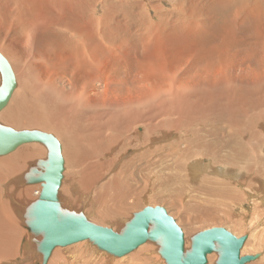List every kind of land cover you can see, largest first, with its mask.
I'll use <instances>...</instances> for the list:
<instances>
[{
  "label": "rangeland",
  "instance_id": "rangeland-1",
  "mask_svg": "<svg viewBox=\"0 0 264 264\" xmlns=\"http://www.w3.org/2000/svg\"><path fill=\"white\" fill-rule=\"evenodd\" d=\"M117 1L86 0L87 15L85 19H81L83 23L76 32L62 30L61 26L53 23L60 13L63 14L60 4L57 5L58 13L42 5L37 6L41 14L34 25L36 36L32 42H28L31 44L30 48H25V53L17 57L10 54L11 29L0 30V51L8 58L16 77L14 92L18 93L32 87L35 88L34 91L36 89L44 91L42 98L47 103L52 97L51 94L64 100L65 97L63 93L57 91L58 88L52 90L45 84L42 86V81L35 76L45 68V72L54 69L67 70L59 75L66 77L70 69L65 62L61 63L60 60L56 62L53 50L69 51L67 59L64 58L69 64L70 58L74 55L70 50H92L91 35L93 39L95 38L96 46L98 45L96 50L102 52L92 63L91 70L113 71L116 73L114 77L129 75L132 78L140 77L145 82H165L167 79H172L175 83H179L191 75L195 66L200 68L207 65L206 59L196 65L197 57L191 50H202V52L209 50V66H221V71H227L233 77L237 76L238 81L244 73L255 67L256 59L264 61V52L261 51L264 50L261 46L264 44V35L258 27L260 23L256 19L254 22L249 21V17L243 19L244 13L249 10L254 0H244L245 12L236 17L237 23L232 24L231 28L225 26L222 32L215 21H212L210 13L207 14V11L202 13L203 10H199L201 14L193 13L191 9L193 6L204 8L206 5L213 13L227 11L228 9L224 8L228 3L227 0H120V3ZM121 1L125 7L121 5ZM109 4H112L111 7L108 6ZM123 10H128L129 13ZM112 11H115V14L111 17ZM96 19L98 21L103 19L106 22L99 21L91 28L90 21ZM85 25L88 27H84ZM115 25L118 28H115ZM245 25L255 28L243 33ZM41 31L43 32L40 33ZM62 35L65 37L60 38ZM70 37L71 44L77 48H67ZM47 38H51L53 42H49ZM25 44L28 47V44ZM35 50H48V54H41ZM133 50H139V53L144 50L145 55L142 53L138 55ZM215 50L220 51L217 53ZM125 54L132 57V63L142 58L141 61L150 64L143 67V71L135 68L132 72L128 69L131 62H128ZM92 59L90 56L87 57L89 62ZM31 63L34 64L35 69L30 67ZM229 64L233 67L229 68ZM262 70L264 72V68H261ZM245 81L250 86H246ZM258 81L256 80V83H261L259 88L250 92L251 90L244 88L252 89V81L245 78L243 83L245 86H242L236 94L239 100L242 99L239 104H236L239 102L237 99L233 103H229L225 97L219 100L227 90L223 84L209 88L210 94L205 92L207 95L202 104L197 102L195 96L189 97L190 104H187L182 97L180 101L174 99L178 109L176 106V110L171 112L172 115L157 113L160 108L159 103L138 107L129 117L137 114V118L141 119H135L130 124L127 122L128 116L119 114L112 105L100 104L96 108H88L80 104L77 108L83 112L85 120L89 123L93 120L92 116L96 115V112L99 113L98 118H94L97 129L89 132L94 135L91 136V140L89 139V143L85 141V135L89 136V134H83L80 149L84 152V157L78 162L72 160L64 151L61 142L64 170L58 193L62 207L82 212L95 224L118 232L124 228L134 212L145 206L159 205L175 219L185 237H192L202 230L217 226L229 229L238 237L247 235L240 248L241 254L257 255L254 260L248 261V264H264V78ZM57 84L60 88L68 90L64 78L57 79ZM78 86L81 93L87 89L89 94L101 93L106 88L104 81L94 79V74L89 79L81 78ZM184 88L181 85L179 87V89ZM30 89L28 91H33ZM69 100L73 101L70 104L77 105L74 99ZM167 105V103L163 105L165 109L169 107ZM6 107L7 105L0 110L2 125L16 130L37 129L49 132L59 137L61 141L54 128L38 122L13 123L4 120L2 114ZM244 107L245 114H241L238 110ZM47 114L46 111L41 113L43 116ZM164 116L169 118V121ZM173 123L176 126L174 129ZM97 131L99 133H94ZM145 131L147 139L138 138L140 134L144 136ZM186 138L187 147V142H183ZM241 141L244 144H239ZM180 143V146L177 145ZM36 144L40 143L31 142L18 146L12 152ZM40 145L43 146L44 155L39 159H44L47 148L43 143ZM177 148L184 150L181 152L182 155L175 152ZM220 168L236 176L229 179L226 176L216 175L214 170ZM86 171L90 175L99 176L97 180L92 179V184L87 187L83 185L86 180L81 181L88 176L82 173ZM23 172L13 177H5L2 180L5 184H0V203L11 211L13 219L16 220V235L19 242L15 256L0 260V264H42V255L36 249L41 235L30 233L23 217L26 207L38 196L31 193L20 204V200L13 198L11 190H8V187H12V180L18 179L20 174L21 178L22 175L24 177ZM4 174L6 173L1 169L0 175ZM174 175L178 176V179L175 180ZM40 185L41 182L38 185L34 182L31 192ZM23 187L18 185L15 189ZM106 193L108 195L120 193L124 196L121 204L125 206V210L113 221H100L95 212V205L99 209L103 206L99 204L100 200L105 203L103 196ZM3 207H0V211L6 214ZM142 245L121 257H114L98 250L89 240L82 241L56 247L49 254L45 264H85L86 262V264H128L133 258V253ZM158 250L159 248L156 247L155 251L154 247L151 249L153 252L143 256V260L139 262L165 264ZM208 258L207 262H209Z\"/></svg>",
  "mask_w": 264,
  "mask_h": 264
},
{
  "label": "bare ground",
  "instance_id": "bare-ground-1",
  "mask_svg": "<svg viewBox=\"0 0 264 264\" xmlns=\"http://www.w3.org/2000/svg\"><path fill=\"white\" fill-rule=\"evenodd\" d=\"M119 1H117V3ZM227 1L228 3L226 7H224L225 9H228L227 11L221 10L219 12L213 13L211 9L207 8L206 5H204L205 6L204 8L202 7L196 8L195 6H193L191 10L193 13H198V14H201L199 10H203L202 13H204V11H207L208 12L207 14L210 13L212 15V21L213 22L215 21L216 25L219 27V29L222 32V28H224L225 26L228 25L229 28H231L232 24L237 23L236 17L240 15L241 13L245 12L244 7L246 4L244 0H227ZM122 2L123 1H121V5L123 6ZM58 4L62 6L63 14L60 13L57 16V18L53 21V23L58 26H61L63 28L62 30L67 29V31H70V30L75 31V32L79 31L81 24L83 23L81 19H85L87 15L85 13L86 12L85 11L86 10V0H0V17H1L0 30L3 31L6 28L11 29V36H10L11 40L10 41L12 43V51L10 50L9 51L11 52L10 54H12V56L14 55L16 57L21 56L25 53V50H24L25 48H30L31 44H28V42L30 41L32 42L36 36L34 25H35L36 20L39 18L41 14V11L40 9L37 8V6L42 5L44 8L49 9V10H56L58 13V7H57ZM111 5L109 4L108 6L111 7ZM123 7H125V5ZM249 7H250L249 10L244 13L243 19L245 20L246 17H249V21L251 22H254V19H256V21L260 23L258 25L259 29L261 30L260 32L262 35H264V24L261 25V23H264V2L262 0H254L251 2ZM123 11L125 13H129L127 12L128 10H123ZM114 14H115V11L114 12L112 11V13L110 14L111 17ZM99 21L100 23L102 21H104L103 23L106 22V20H103V19H99ZM99 21L98 19L91 20L90 21L91 28H93ZM212 21H211V25L213 24ZM84 27H88V26L85 25ZM114 27L118 28L117 25H115ZM254 28H252L251 25H248V26L245 25L243 29V33L249 32L251 29H254ZM42 32L43 31H41L40 33ZM89 34L90 35L92 34L90 28H89ZM64 37L65 35L60 36V38H64ZM90 38H92V41H91L92 50H70L74 53V55L70 58L71 63L69 64L66 62V60H64L65 57L67 59V56L69 55V51L53 50V54H55L56 56V62H58V60H60L61 63L65 62V64L68 65L67 68L70 69V72L68 73L66 77H61L59 75L63 74L67 70L63 69V71H60V70L54 69L50 72H45L46 71L45 68H43V71L38 72L37 76H35L36 79H38L39 81H42V84H41L42 86H44L45 84L47 88H51L52 90H55L56 88H58L57 91H60L61 93H63L65 97L64 100H61L58 96H57L58 98H56L55 96H53V94L49 92L52 97L50 98L49 103H47L42 98V96H44V91L42 89L40 91H37V89L34 91L35 88L33 89L32 87H29V89L31 88L30 90H33L34 92L28 91L29 89L27 90L25 88L23 91L15 93L14 92L16 89V84H15V87L9 98L10 101L9 100L7 101V104H6L7 107L5 108L2 114V118L4 120L10 121L13 123L38 122L41 125L54 128L56 132H58L59 134L58 136H60V140H61L59 141L60 145H62L61 142H63L64 151L70 155V158L72 160L77 161V162L80 161L84 157L83 156L84 152H82L80 149V143H81L82 136L84 133L89 134L90 131H95L97 129L96 125L94 124L95 122L94 118L96 117L98 118L99 116V113L96 112L95 113L96 115L92 116L93 118L92 122L89 123V121L85 120V116L83 115V112H80L79 109L77 108V106H79L80 104H83V106L88 107V108H94V107L96 108V106H99L100 104L101 105L109 104L110 106L112 105L113 107L117 109L119 114L123 116H128L127 122H129L130 124L134 122L135 119L140 118V117L137 118L138 116L137 114L129 117V115H132V111L134 109H137L138 107L141 108L143 106H147L153 103H156L158 105L159 103L158 106H160V108H158L157 113L161 115H164V114L168 115L172 111L176 110L177 105L174 104V101H173L174 99L177 101L180 99V97H182V99L187 104H190L189 101L191 99L189 97L195 96L197 99V102L201 103L203 102L204 99H206L207 94H205V92H209L210 91L209 88H216L223 84L224 86L227 87V90H225L223 95L220 94L221 96L219 100L225 97V99L229 103H233L236 99L239 100V98L236 97V94L239 93V90L242 88V86L243 87L245 85L250 86V84H248L246 81H245V85H243L246 77L252 81L251 83L252 89H247V88H244V89L248 91L251 90L250 92L256 91L259 88L261 83L260 84L256 83V80L257 82H259L258 80L260 79L262 80L264 78V72L263 70L261 71V68H264V61L262 62V59L261 60L256 59L257 62L255 64V67H252L249 71L244 73V75L240 77V81H238L237 76L233 77L230 74H228L227 71H221L220 70L222 68L221 66L220 67L209 66V50L208 52H202V50H191L195 52V57H197V62L195 63L196 65H198L203 59H206L208 63L204 67H200V68L199 66H195L191 75H189L188 78L185 79L184 81H179V83L178 82L175 83L172 79L171 80L167 79L165 82H156V81L145 82L140 77L132 78L129 75H125L124 77H119L117 75L114 77L116 73L113 71L103 70L99 72V71L91 70L93 69L92 63L97 58V55H101L102 52L101 50H96L98 45L96 46V41H95V38L93 39V35H91ZM198 38L201 39L200 37ZM47 40L49 42H53L51 38H47ZM65 41H67V39H65ZM25 43L28 44V47L26 46ZM261 46L264 47V44H262ZM69 47L77 48V47H73V45L71 44V37L68 40L67 48ZM31 51H34V50H31ZM35 51L41 54H48V50H35ZM86 51L89 53H87ZM133 51L137 52L138 55H140V53L145 55L144 50H142L140 53H139V50H133ZM215 51L217 52L220 50H215ZM261 51L264 52V50H261ZM103 52L105 53V51ZM0 53L9 62L6 55L2 51H0ZM57 54L58 55L61 54V55L58 56ZM88 56L93 58L91 62L87 60ZM125 56L126 58H128V62H131L129 63L128 69L132 72L135 70V68L139 71H143L144 70L143 67L150 64L147 61H141L142 58L138 62L132 63V57L129 56L128 54H125ZM9 64L11 65L10 62ZM30 67L34 68V64L31 63ZM231 67H233V65L229 66V68ZM11 68H12V65H11ZM36 69H37V65H36ZM218 70L220 71L218 72ZM93 74H94V79L102 80L105 82L106 88L102 90L101 93L89 94L87 89H85V91H82L81 93L79 91V86H78L79 83L81 82V78L88 77L89 79V77H92ZM62 78H64L65 82H67L68 90H65L62 87L60 88L58 86L57 79H62ZM15 81H16V77H15ZM180 85L185 88L179 89ZM40 88L42 87L40 86ZM183 90H185V92ZM69 99H74L77 105L70 104L73 101H70ZM241 100H239V102H236V104L241 103L242 102ZM80 101H83V103H79ZM165 103L169 105V107H167L166 109L163 106ZM245 107L238 111L241 112V114L244 113L246 110ZM177 109H178V106H177ZM45 111L48 114L46 116L41 115V113ZM169 115H172V113ZM167 121H169V118H167ZM96 124H97V121H96ZM174 124L175 123H173V126H172L173 129L176 127L174 126ZM150 129L152 130V128ZM94 133L97 134L99 133V131L94 132ZM91 136H94V135L93 134H89V136L85 135V139H86L85 141L87 143H89V141L92 139ZM146 137H147V132L145 131L144 136L143 134L142 135L140 134L138 138H141V140H143V139H147ZM178 137L180 139V136ZM56 138L58 139L59 137H56ZM176 140H178V138ZM183 142L185 143L187 142L186 143V147H187L188 145L187 138H186V141H183ZM32 143H39V142H32ZM189 143L191 144L190 141ZM241 143L242 141L239 144ZM25 144H29V143H24L19 146H22ZM40 144L24 146L22 148L17 149L16 151L12 153H8L7 155L0 156V171L2 169L4 173H6L3 176L0 175V184L1 183L5 184L4 181L2 180L7 176L13 177L15 176V174L17 175V173L22 174L23 171H24L23 173H25L27 172V170H29V168H32V165L35 164L39 160V158L44 155L43 146ZM177 145L180 146L181 143ZM183 151L184 150L177 148L175 152H178L180 155H182L181 152ZM75 153H77V155H74ZM61 154L63 156L62 149H61ZM29 164L31 165L29 166ZM180 166L181 164L178 165V167ZM206 169L208 168L206 167ZM82 173L85 175H88V176H85L84 179H81V181L86 180L83 183L85 187L91 185L92 181L97 180L99 177V176H96V174L90 175L88 174L87 171L82 172ZM214 173L219 176H226L229 179L230 178L232 179L233 177L236 176L235 174H230L226 170H221V168L215 169ZM21 174L20 176H18V179L15 178L14 180L11 181L12 187L11 188L8 187V190H11L13 198H15L17 201L20 200L21 202H23L25 198L30 196L31 193L34 194L35 196H39L41 185L38 188H35L31 192L32 184H34V182L27 183L23 175L21 178ZM174 178L176 180L178 179V176L174 175ZM36 183L38 185L40 182H36ZM18 185L24 186L23 187L24 189L23 188L15 189V187H18ZM123 197H124L123 194H120V193H116L113 195L112 194L108 195L107 193L104 194L103 198L105 199V203H102L101 200L99 202V204L103 206L99 209L95 205V209H96L95 212L97 213L98 220L113 221L117 216L123 213L125 210V206L121 204ZM3 206H4L3 203H0V207L2 208ZM8 210L9 209L4 208V211H6V214L0 211V260L15 256L16 248L17 246H19L18 245L19 242L17 240V235H16L17 231L15 227L16 220L13 219L14 217L11 215L12 214L11 211H8ZM217 227H221V226H217ZM210 228H214V227H210ZM183 240H184L183 242L184 250H188L191 245V236L185 237L183 235ZM82 241H88V240L85 239V240H81L78 242H82ZM78 242H75V243H78ZM140 245L142 246L139 247L138 251L133 253V258L132 260L129 261L128 264H142L141 262H139V260L142 261L144 258L143 256L149 255L150 252H153L151 251V249H154V247H155V251H156V247L159 248V242L157 240L156 241L150 240V238L146 239L145 242L141 243ZM56 247H59V246H56ZM56 247H54L53 249H55ZM216 247H217V244L216 242H214V249L206 253V263L205 264H215L216 257L219 254L217 249H215ZM214 250H216L215 252L217 254L213 253ZM209 255H210V259L208 258ZM239 256H243L241 254V249L239 252ZM207 258L209 259V262H207ZM133 259L135 260L133 261Z\"/></svg>",
  "mask_w": 264,
  "mask_h": 264
},
{
  "label": "water",
  "instance_id": "water-1",
  "mask_svg": "<svg viewBox=\"0 0 264 264\" xmlns=\"http://www.w3.org/2000/svg\"><path fill=\"white\" fill-rule=\"evenodd\" d=\"M0 110L5 107L15 87L11 65L0 53ZM30 142L43 143L47 148L44 159H39L25 172L27 183L41 182L39 196L26 207L23 217L32 234L41 235L37 252L42 264L56 246H67L81 240L111 256L120 257L134 250L146 239L159 242L158 253L165 264H205L206 253L214 249L218 258L215 264H245L256 254L239 256L247 235L235 236L224 227L209 228L191 237V245L184 250L183 233L175 219L162 206H145L133 213L121 231L95 224L82 212L62 207L59 187L63 177L64 159L59 140L51 133L37 129L16 130L0 123V156Z\"/></svg>",
  "mask_w": 264,
  "mask_h": 264
},
{
  "label": "crops",
  "instance_id": "crops-1",
  "mask_svg": "<svg viewBox=\"0 0 264 264\" xmlns=\"http://www.w3.org/2000/svg\"><path fill=\"white\" fill-rule=\"evenodd\" d=\"M21 202V201H20Z\"/></svg>",
  "mask_w": 264,
  "mask_h": 264
}]
</instances>
